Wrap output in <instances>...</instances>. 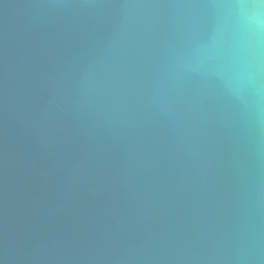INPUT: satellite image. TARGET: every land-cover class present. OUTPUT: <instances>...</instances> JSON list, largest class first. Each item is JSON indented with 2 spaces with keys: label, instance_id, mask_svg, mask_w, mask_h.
<instances>
[{
  "label": "water",
  "instance_id": "95a60500",
  "mask_svg": "<svg viewBox=\"0 0 264 264\" xmlns=\"http://www.w3.org/2000/svg\"><path fill=\"white\" fill-rule=\"evenodd\" d=\"M0 264H264V0H0Z\"/></svg>",
  "mask_w": 264,
  "mask_h": 264
}]
</instances>
